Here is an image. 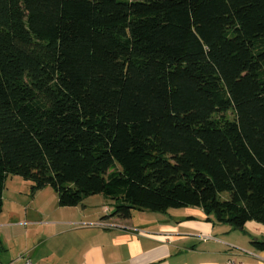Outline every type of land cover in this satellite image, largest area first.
<instances>
[{
  "label": "trees",
  "instance_id": "1",
  "mask_svg": "<svg viewBox=\"0 0 264 264\" xmlns=\"http://www.w3.org/2000/svg\"><path fill=\"white\" fill-rule=\"evenodd\" d=\"M10 176L264 225V0H0V213Z\"/></svg>",
  "mask_w": 264,
  "mask_h": 264
},
{
  "label": "crops",
  "instance_id": "2",
  "mask_svg": "<svg viewBox=\"0 0 264 264\" xmlns=\"http://www.w3.org/2000/svg\"><path fill=\"white\" fill-rule=\"evenodd\" d=\"M13 177L17 176L6 179L2 193L0 231L21 229L26 241L11 253L4 249L7 241L0 233V258L4 254L9 260L5 264L22 255L35 264H226L229 260L264 264V251L252 245L264 240L262 224L247 222L243 229H233L212 216L208 220L197 207L164 213L133 211L126 220L105 218L110 212L105 211L109 208L105 198L91 207L85 202L59 207L50 187L32 193L29 181ZM9 200L24 212L15 215L5 210ZM99 202L105 210L96 206Z\"/></svg>",
  "mask_w": 264,
  "mask_h": 264
},
{
  "label": "rangeland",
  "instance_id": "3",
  "mask_svg": "<svg viewBox=\"0 0 264 264\" xmlns=\"http://www.w3.org/2000/svg\"><path fill=\"white\" fill-rule=\"evenodd\" d=\"M13 178H16L17 180H21V182H27V181H24L23 179H21V178H19V177H13ZM29 184H30V186L32 185V183L31 182H28ZM8 185V184H7ZM29 186V187H30ZM22 189L23 187H19V189ZM29 189V188H28ZM48 190H50V192H53L50 188L48 189ZM9 195V193L7 192L6 193V197H8V195ZM29 194H30V189H29ZM100 198V199H99ZM104 197H102L101 195H98V196H92V197H89V198H87V199H85L84 200V204L85 205H87V204H89V206L91 207V205L93 206V205H95V203L96 202H98L97 200L99 199V200H101V199H103ZM92 200H93V202H92ZM82 203V204H83ZM102 204H105L104 202L102 203ZM12 206V207H11ZM96 206H98L100 209H104L103 208V206H101V204H100V202L99 203H97V205ZM11 209L12 210V212L13 213H15V215H19V214H22L23 212H24V210L23 209H21L20 207H17V206H15L13 203H12V201L10 202V200L9 201H5V210L6 209ZM180 210H182V208H179ZM105 210V209H104ZM105 211H107V209L105 210ZM137 213V212H136ZM4 214H5V211H4ZM109 214H111V210H110V212H109ZM4 215H1L0 216V221L1 220H4ZM3 218V219H2ZM14 232H12L11 231V229H2L1 231H0V233H2V235H3V237L5 238V241H7V242H5V245H4V249H9L10 251H11V253H13V252H16V250H18L22 245H23V243L26 241V239L25 238H23V237H21L20 235L21 234H19V233H21V229H18V228H15L14 230H13ZM25 240V241H24ZM5 256H4V254H2V256H1V262L3 263V264H5V263H8V261L9 260H7V259H5L4 258Z\"/></svg>",
  "mask_w": 264,
  "mask_h": 264
},
{
  "label": "built area",
  "instance_id": "4",
  "mask_svg": "<svg viewBox=\"0 0 264 264\" xmlns=\"http://www.w3.org/2000/svg\"><path fill=\"white\" fill-rule=\"evenodd\" d=\"M100 225H102L104 227L111 226L109 224H100ZM17 262L20 263V264H35L26 255H22V256L18 257V259H16L12 264H15ZM0 264H2V263L0 262ZM226 264H241V263L235 262L234 260H229V261L226 262Z\"/></svg>",
  "mask_w": 264,
  "mask_h": 264
}]
</instances>
